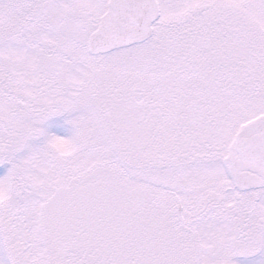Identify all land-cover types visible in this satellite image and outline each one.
Wrapping results in <instances>:
<instances>
[{"label":"snow or ice","instance_id":"obj_1","mask_svg":"<svg viewBox=\"0 0 264 264\" xmlns=\"http://www.w3.org/2000/svg\"><path fill=\"white\" fill-rule=\"evenodd\" d=\"M0 264H264V0H0Z\"/></svg>","mask_w":264,"mask_h":264}]
</instances>
